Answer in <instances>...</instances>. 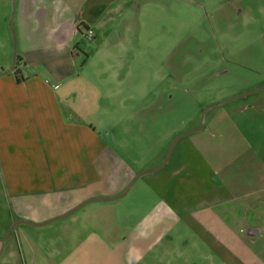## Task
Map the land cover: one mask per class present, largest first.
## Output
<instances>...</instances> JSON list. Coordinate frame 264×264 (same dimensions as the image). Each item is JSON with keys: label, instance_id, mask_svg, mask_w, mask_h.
I'll return each instance as SVG.
<instances>
[{"label": "rangeland", "instance_id": "374dc122", "mask_svg": "<svg viewBox=\"0 0 264 264\" xmlns=\"http://www.w3.org/2000/svg\"><path fill=\"white\" fill-rule=\"evenodd\" d=\"M16 7L0 0V71L20 57ZM118 15L114 24L131 33L88 34L79 46L90 73L104 62V78L118 63L116 90L131 91L109 107L103 83L102 133L129 141L119 151L141 159V172L172 148L161 170L141 178L148 187L163 181L162 198L149 205L179 219L147 264H264V0H131V17ZM200 217L203 227L191 228ZM256 226L262 236L247 253L246 229Z\"/></svg>", "mask_w": 264, "mask_h": 264}, {"label": "crops", "instance_id": "0c3cea01", "mask_svg": "<svg viewBox=\"0 0 264 264\" xmlns=\"http://www.w3.org/2000/svg\"><path fill=\"white\" fill-rule=\"evenodd\" d=\"M16 3L20 57L0 71V264H147L179 219L158 202L150 207L164 183L159 178L148 187L141 180L142 160L119 151L131 143L102 133L103 83L109 107L131 98L130 90H116L124 83L120 64L111 62L104 78V62L90 73L92 62L79 46L88 34L131 33L130 24H114L123 11L131 17V0ZM201 226L200 217L190 227ZM260 231L246 229L243 251L253 249Z\"/></svg>", "mask_w": 264, "mask_h": 264}, {"label": "water", "instance_id": "95a60500", "mask_svg": "<svg viewBox=\"0 0 264 264\" xmlns=\"http://www.w3.org/2000/svg\"><path fill=\"white\" fill-rule=\"evenodd\" d=\"M261 89H262V88H261ZM261 89H260V90H261ZM202 128H203V126H201L200 129H197V130H195V131H193V132H190V133H188V134H183V135L179 136V137L175 140V142L173 143L172 147H173L174 144H175L179 139H181L182 137H185V136H187V135H189V134H192V133L198 132V131H200ZM171 149H172V148H171ZM171 149H170V152H171ZM170 152L168 153V155H167L165 161H164V162H163L158 168H156L155 170L150 171V172H144L143 174L153 173V172H156V171H158L159 169H161V168H162V167L168 162L169 157H170ZM138 177H139V176H138ZM130 187H131V185L129 186V188H130ZM129 188H128V189H129ZM123 195H124V194H121L120 196H117V197H114V198H106V199H102V200H116V199L121 198ZM91 201H94V200H89V201H87V202L81 204L80 206H78L77 208H75V209L72 210L71 212L65 214L64 216L58 218L57 220H59V219H63V218H66V217L72 215V214L75 213L77 210H79L82 206L86 205L87 203H89V202H91ZM21 223H26V222H21ZM28 224H29V223H28ZM11 229H12V227H10V228L8 229V231H7V235L9 234V232H10Z\"/></svg>", "mask_w": 264, "mask_h": 264}, {"label": "trees", "instance_id": "16d2710c", "mask_svg": "<svg viewBox=\"0 0 264 264\" xmlns=\"http://www.w3.org/2000/svg\"><path fill=\"white\" fill-rule=\"evenodd\" d=\"M18 58H16V60H17Z\"/></svg>", "mask_w": 264, "mask_h": 264}]
</instances>
